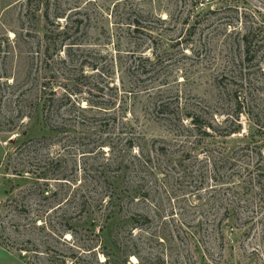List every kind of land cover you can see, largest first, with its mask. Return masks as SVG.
<instances>
[{
    "label": "rangeland",
    "instance_id": "rangeland-1",
    "mask_svg": "<svg viewBox=\"0 0 264 264\" xmlns=\"http://www.w3.org/2000/svg\"><path fill=\"white\" fill-rule=\"evenodd\" d=\"M130 263L264 264V0H0V264Z\"/></svg>",
    "mask_w": 264,
    "mask_h": 264
},
{
    "label": "trees",
    "instance_id": "trees-1",
    "mask_svg": "<svg viewBox=\"0 0 264 264\" xmlns=\"http://www.w3.org/2000/svg\"><path fill=\"white\" fill-rule=\"evenodd\" d=\"M138 25H139V23H137ZM52 100H54V97L53 96H50V99H49V103H51L52 104ZM107 182L109 183V184H111V181H109L108 179H107ZM133 193V192H132ZM110 194V193H109ZM107 195L108 196V202H110L112 205H115V204H119V203H116L115 202V198L113 197H111V195ZM135 197V195H132V197ZM120 197V194H119V196H117V202H118V198ZM103 201H105V198H99V202H103ZM106 202H107V200H106ZM142 215V214H141ZM144 220L146 221H148L149 220V218H148V216H146V215H144ZM134 224V223H133ZM142 224V223H141ZM134 226H140V225H138V224H134ZM112 237V236H111ZM111 242H112V245H113V247L116 249L117 247H116V242H115V240H114V238L112 237L111 238ZM101 243L103 244V246H101L102 247V253L104 254V255H107L108 253H107V251H105V246H106V244H105V242L102 240L101 241ZM127 252H128V254H130V253H133V254H136L137 255V257H138V259L140 260V257H139V255H138V253L136 252V251H134V252H132V251H125V254H127ZM108 256V255H107ZM111 259L109 258V257H107L104 261H110ZM139 262V261H138ZM131 264V263H130Z\"/></svg>",
    "mask_w": 264,
    "mask_h": 264
}]
</instances>
